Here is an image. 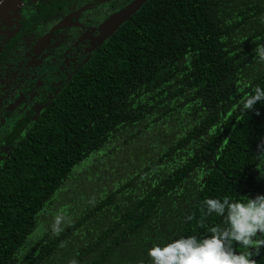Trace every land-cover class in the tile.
Segmentation results:
<instances>
[{
  "label": "trees",
  "instance_id": "1",
  "mask_svg": "<svg viewBox=\"0 0 264 264\" xmlns=\"http://www.w3.org/2000/svg\"><path fill=\"white\" fill-rule=\"evenodd\" d=\"M261 16L264 0H148L1 172L0 264H151L224 227L203 200L264 168V101L240 106L264 90Z\"/></svg>",
  "mask_w": 264,
  "mask_h": 264
},
{
  "label": "flooded vegetation",
  "instance_id": "2",
  "mask_svg": "<svg viewBox=\"0 0 264 264\" xmlns=\"http://www.w3.org/2000/svg\"><path fill=\"white\" fill-rule=\"evenodd\" d=\"M133 1L18 0L0 16V174L32 146L37 126L49 121L55 102L74 89L89 64L106 52L121 26L133 23L148 0L116 27L107 26ZM259 169L264 171L263 166L255 169L251 192L243 190L233 199L264 194ZM232 247L244 251L235 243ZM248 250L254 264L258 257L264 260V246Z\"/></svg>",
  "mask_w": 264,
  "mask_h": 264
},
{
  "label": "clouds",
  "instance_id": "3",
  "mask_svg": "<svg viewBox=\"0 0 264 264\" xmlns=\"http://www.w3.org/2000/svg\"><path fill=\"white\" fill-rule=\"evenodd\" d=\"M260 22L264 23V16ZM255 53L259 61H264V45H258ZM262 101L264 90L256 86L242 99L241 111H255L254 105ZM260 174L264 176V171L260 170ZM203 207L205 214L222 217L224 227L213 226L208 229L211 235L200 239L181 236L163 245H153L147 253L151 264H254L248 249L254 245L258 252L264 246V238L254 239L258 235L264 237V194L238 200L227 196L206 197ZM233 243L242 246L244 251H235Z\"/></svg>",
  "mask_w": 264,
  "mask_h": 264
},
{
  "label": "water",
  "instance_id": "4",
  "mask_svg": "<svg viewBox=\"0 0 264 264\" xmlns=\"http://www.w3.org/2000/svg\"><path fill=\"white\" fill-rule=\"evenodd\" d=\"M18 0H0V16L5 14L9 9H12ZM146 0H134L124 10L114 15L107 26L116 27L121 21L128 18L143 2Z\"/></svg>",
  "mask_w": 264,
  "mask_h": 264
},
{
  "label": "rangeland",
  "instance_id": "5",
  "mask_svg": "<svg viewBox=\"0 0 264 264\" xmlns=\"http://www.w3.org/2000/svg\"><path fill=\"white\" fill-rule=\"evenodd\" d=\"M61 206L59 205V204H56L55 206H54V210H56V209H58V208H60ZM56 211H54L53 213H55ZM51 217V216H50ZM49 220V213H47L46 215H45V220H44V222L46 221V220ZM52 219L53 220H56V218L54 217H52Z\"/></svg>",
  "mask_w": 264,
  "mask_h": 264
}]
</instances>
